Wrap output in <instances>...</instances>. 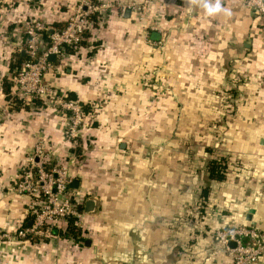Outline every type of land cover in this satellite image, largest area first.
<instances>
[{
    "label": "rangeland",
    "instance_id": "rangeland-1",
    "mask_svg": "<svg viewBox=\"0 0 264 264\" xmlns=\"http://www.w3.org/2000/svg\"><path fill=\"white\" fill-rule=\"evenodd\" d=\"M233 1L238 2V7L241 6L247 13L251 33L259 29L264 34V15L256 12L258 0ZM223 3L222 1L224 6ZM181 4L182 0H0V64L14 65V70L8 74L9 80H6L11 88L10 93L5 96L4 104L0 106L1 118L6 116V119H11L9 116L16 111L23 108L29 110V106L17 99L11 83V77L22 65L18 63V55L24 54V48L30 41L27 31L33 29L36 34H44L43 30L37 31V28L42 27L48 31H61L78 11L82 13L97 7V11L89 13L93 29L85 34L79 49L87 46L91 54L102 55L109 45L107 50L113 56L120 53V61L124 64L127 63L124 58L127 59L128 54L133 56V60L129 61L132 63V76L136 77L138 88V118L133 124L135 138L128 142L124 140L130 144L128 153H137V156L129 165L121 164L117 158L109 155L118 153L117 144H113L111 152H108L96 144L97 140L92 135L83 136L84 129H87V123L84 121L78 128L77 137L71 139L63 134L67 142L65 144L72 149V156L66 161L62 157L61 163L64 165L72 161L75 166H79L77 162L86 164L82 167L86 172L76 174L75 171H69V174L80 183L74 190L84 194L88 200L95 201L97 205L93 213H85L81 220L76 219L75 228L79 237L94 241L100 248L114 244L130 245L133 241L141 244L144 243L143 239L139 241V236L136 235L138 232L135 231L147 228L148 232H157V241L152 238L153 245H161V248H155L152 253V264H161V258L165 257L168 264H236L237 254L231 250L234 247L229 244L227 247L218 234L232 229L233 224L239 227L244 221L240 218L239 221L230 219L229 222L223 216L228 214L223 210L221 201L215 204L212 199L204 200L201 197L203 188L207 187L209 182L208 162L214 157L227 156L226 153H221L225 152L226 141L222 135L216 134L224 130V124L217 119H211V123H208V107L193 109L192 91H186L183 96L184 106L180 109L181 113L184 112L182 122L166 119L165 115L172 112L167 108V102L177 98V95L173 97L166 91L168 81L172 87L177 86L181 77H176L173 61H169L170 67L161 63L162 54L177 52L178 40L184 31L191 37L203 39V30L202 35L193 34V28L197 26L192 24L197 23L194 21L197 15L193 13V7L184 13ZM128 12L131 17L127 26L120 24V21L124 20L123 15ZM182 14L186 16L187 26L186 30L178 34L177 23L181 21L182 24ZM152 30L159 32L163 39H151L149 35ZM45 36L46 34L43 37ZM185 44L186 55H194L200 50L206 52L209 47L208 40L200 50L198 43L192 38ZM122 53L124 54L121 55ZM16 67L18 69L15 71ZM48 72L49 70L44 75V83L47 85L49 84L45 76ZM177 78H180V81ZM184 83L187 84L186 81ZM49 87L52 88L50 85ZM172 93L176 94L175 91ZM221 99H225L223 95H220ZM34 104L36 106H30L38 107L39 113L50 112L44 110L48 106L41 102L36 101ZM223 107L224 104L215 109V114L222 116L226 112ZM173 114L175 118L176 111ZM192 115L199 116L200 121L193 123ZM151 136L152 142L149 140ZM36 145L42 146L46 154H49L50 160L43 169L47 173L51 172L53 165L59 163L56 159L52 163V140L47 136L38 135L29 154ZM137 157L150 164L147 172L142 167L137 168L141 163ZM21 158L13 181L17 183L20 169H27L30 156L25 154ZM162 166L169 168V172H164ZM238 168L243 169L241 165H238ZM245 172L247 173L248 169H245ZM145 175L149 179L147 182H144ZM164 179H169L168 186L161 183ZM13 182L9 184L10 190ZM10 190L3 199L6 200L3 207L7 208L4 214L8 219L5 218L4 225L0 224V263L6 259L9 264H16L18 261L29 264L32 262L30 259H33L35 264H108L107 260L112 253L106 257L97 250L87 256H80L77 252L83 250L84 242H76L70 236L64 235L61 228L52 229L49 225H42L30 230L25 239L16 238L15 231L18 228L32 229L29 222L31 223L33 217L29 211L36 201L32 196L9 192ZM12 212H19V216L24 217L23 222L20 217L11 218ZM253 264H264V251L261 258Z\"/></svg>",
    "mask_w": 264,
    "mask_h": 264
},
{
    "label": "crops",
    "instance_id": "crops-1",
    "mask_svg": "<svg viewBox=\"0 0 264 264\" xmlns=\"http://www.w3.org/2000/svg\"><path fill=\"white\" fill-rule=\"evenodd\" d=\"M222 1L224 7L230 11V15L220 14L209 17L200 8L193 6V13L197 15L194 20L197 23H192L197 24L193 28V34H201L203 30L202 40V37L197 39L184 33L187 26L184 14H182V24L181 21L177 23L178 34L184 31L182 37L178 38L179 48L176 53H163L161 63L170 67L169 61H173L172 65L175 63L176 66V77H181L179 78L181 82L172 87L167 80L169 85L166 91L173 97L177 95V98L175 101L167 102L166 106L172 112H167L165 115L166 119L182 122L184 112L181 113L180 109L185 101L183 96L186 91H192L193 109L201 110L208 107L210 109L208 123H211V119H217L224 124V130L216 134L222 135L226 141L225 152L221 151V153H226L230 157L232 162L228 169L230 172H227L226 180L223 182L208 179L209 182L205 187L209 189L207 198L212 199L215 204L221 201L223 210L228 214L223 216L229 222L230 219L235 222L241 218L244 221L242 225H251L264 232V197H258L259 193L264 192V34L255 27L254 29L257 30L251 33L248 15L240 8L241 6L238 7V2ZM182 3L185 13L189 6L186 0H182ZM123 16L124 20L120 21V24L127 26L131 14L128 12ZM153 32L159 34V40L163 39L162 35L154 30L149 36H152ZM205 35L207 38L204 39ZM191 38L198 43L199 50L204 48L203 43L208 40V51L198 50L199 52L196 51L194 55H186L185 42ZM107 48L109 45L106 46L102 55H98L91 54L92 52L90 53V49L86 46L82 47L75 56L72 55L60 61L55 59L45 79L52 86L54 97L60 99L70 95L69 98L80 103L83 110L85 109L83 121L87 123V129H84L83 136L92 135L97 140L96 144L108 152H111L113 144H117L118 153H109V155L127 166L137 156V153H128L130 144L124 140L128 142L135 138L133 124L138 118L136 96L138 88L136 77L132 76L134 73L132 63L129 61L133 60V56L128 54V58H124L127 63L124 64L120 61V53L113 56ZM8 65L0 64V106L4 104L5 96L10 93L11 88L6 82L9 80L10 73ZM171 70L174 71V69ZM179 79L177 78L178 81ZM185 81L187 84L184 83ZM174 91L176 94L172 93ZM220 95H223L225 99L220 100ZM222 104L226 112L218 116L214 111ZM47 106L48 108L44 110H49L48 113H39L38 107L29 106V110L23 108L9 114L11 119H6V116L1 118L0 115V224L4 225L8 219L5 215L7 208L3 207L6 200L3 199L8 195L10 182L15 180L17 164L22 156L29 155L38 135L47 136L52 140V159L59 160V164H62V157L66 161L72 156L70 151L72 149L65 144L67 142L62 133L65 120L56 107ZM174 111H176L175 118ZM192 116L193 123L200 121L199 116ZM198 132L200 133V130ZM149 140L152 142L153 137L151 136ZM137 159L141 161L137 168L142 167L147 172L150 164L145 163V159L141 157ZM64 165L69 171L82 174L84 171L82 167L86 164L77 162L79 166H75L72 161H69ZM238 165H241L243 169H237ZM162 168L164 172L170 170L163 166ZM245 169H248L247 173ZM73 181H77V187L80 186L75 177ZM147 181L149 179L145 175L144 182ZM15 183L13 182L12 189ZM161 183L163 186H168L169 179H164ZM160 193L163 195V190ZM251 210L253 213L249 214ZM12 214L11 218L20 217L23 222L24 217L19 216V212H12ZM233 226L237 225L233 224ZM135 232H138L136 235L139 236V241L143 239L144 243L133 241L130 245L114 244L100 248L94 244V241L86 239L85 242L89 241V244L86 246L84 242L83 250L80 249L77 253L80 256H87L88 253L100 250L106 257L112 253L107 260L108 264H152L153 251L155 248H161V245L154 246L152 243V238L157 241V232L151 230L148 232L147 228L137 229ZM30 260L32 262L29 264H35L36 261ZM161 262V264H168L167 257L161 258ZM0 264H9V260L5 259ZM16 264H22V262L18 261ZM90 264L95 263L90 262Z\"/></svg>",
    "mask_w": 264,
    "mask_h": 264
},
{
    "label": "built area",
    "instance_id": "built-area-1",
    "mask_svg": "<svg viewBox=\"0 0 264 264\" xmlns=\"http://www.w3.org/2000/svg\"><path fill=\"white\" fill-rule=\"evenodd\" d=\"M256 6V12L264 15V1L258 0ZM97 9L93 7L82 13L78 11L67 27L61 31L52 29L49 33L48 29L37 28V31L45 32V37L43 33L36 34L33 29H29L27 34L30 36V41L23 51L26 60L20 70L11 77L12 90L24 105H34L38 101L45 106L56 107L65 120L62 132L71 139L78 136V128L83 122L82 105L74 100L64 101L51 95L53 90L44 83V75L51 68L50 56L60 61L80 52L79 48L85 34L93 29L89 13L92 14ZM1 113L0 109V115ZM29 156V165L27 169H20L19 182L15 183L12 192L32 196L36 203L29 211L33 217L31 223L29 222L32 229L18 228L15 231L18 239H25L30 230L42 225L60 229L63 221L69 218L81 220L86 213L84 204L88 201L84 194L71 188L73 178L69 174L68 167L58 163L53 165L51 172L44 171L43 167L50 159L42 146L36 145ZM53 161L52 159V163ZM34 168L36 171H33ZM258 197H264V192L259 193ZM218 235H221L220 238L227 247L231 242L235 244L234 249L231 250L237 254L236 264H253L261 258L264 251V237H261L256 229L246 225L234 226ZM244 238L253 244L243 245Z\"/></svg>",
    "mask_w": 264,
    "mask_h": 264
},
{
    "label": "trees",
    "instance_id": "trees-1",
    "mask_svg": "<svg viewBox=\"0 0 264 264\" xmlns=\"http://www.w3.org/2000/svg\"><path fill=\"white\" fill-rule=\"evenodd\" d=\"M18 56H19L18 63H20V65H21L22 62L25 60V56L24 55L22 56V54H19ZM8 67H9L10 72L14 70V65L13 66L8 65ZM17 69L18 68L16 67L15 71ZM69 97H70V95H65L64 98L61 97V99L64 101L68 100V99L73 100ZM83 111H85V109ZM229 158H230L229 156L223 155V157H216L214 159H211L208 162V166H207L208 179L215 180L217 182L225 181L226 180V174H227L228 169L231 165V163L229 162L230 161ZM208 192H209L208 188L203 189L201 197L204 200L207 198ZM76 223H77V221L75 218H69V219L63 221L62 226H61L62 232L64 235L70 236V238L75 240L76 242H85V239L83 237H79V233L76 231V228H75ZM246 226H248V225H246ZM248 227L256 229L257 232L260 234V236L264 237V232L262 230L259 231L257 228L252 227L251 225H249ZM242 244L243 245H252L253 243L250 240L244 238V239H242Z\"/></svg>",
    "mask_w": 264,
    "mask_h": 264
},
{
    "label": "clouds",
    "instance_id": "clouds-1",
    "mask_svg": "<svg viewBox=\"0 0 264 264\" xmlns=\"http://www.w3.org/2000/svg\"><path fill=\"white\" fill-rule=\"evenodd\" d=\"M186 3L189 8L193 6L200 8L209 17L230 15V11L222 5L221 0H186Z\"/></svg>",
    "mask_w": 264,
    "mask_h": 264
},
{
    "label": "water",
    "instance_id": "water-1",
    "mask_svg": "<svg viewBox=\"0 0 264 264\" xmlns=\"http://www.w3.org/2000/svg\"><path fill=\"white\" fill-rule=\"evenodd\" d=\"M49 33H51V31H49ZM151 37H152V39L153 38L157 39V38H159V34L158 33H152ZM49 60H50V62H52V61L55 60V57L54 56H50ZM53 94H54V91H51V95H53ZM77 184H78L77 181H73L70 186L73 189H77L78 188ZM95 209H96V204H95V202L93 200L86 201L85 208H84L86 213L91 214V213H93L95 211ZM252 213H253V210L249 211V214H252ZM248 220L250 221V215L248 216ZM88 244H89V241H86L85 245L87 246ZM229 245L232 248L235 247V244L232 243V242L229 243Z\"/></svg>",
    "mask_w": 264,
    "mask_h": 264
}]
</instances>
